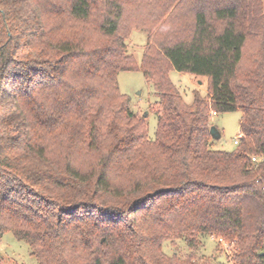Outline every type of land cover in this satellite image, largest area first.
Returning <instances> with one entry per match:
<instances>
[{"label": "trees", "instance_id": "obj_1", "mask_svg": "<svg viewBox=\"0 0 264 264\" xmlns=\"http://www.w3.org/2000/svg\"><path fill=\"white\" fill-rule=\"evenodd\" d=\"M155 1L0 0V237L37 264H210L195 255L206 237L232 264H264V16L252 0H184L180 22L164 0L138 66L120 23ZM173 70L206 78L209 103L186 104ZM134 71L155 90L153 140L118 89ZM236 111L237 150H213L211 114ZM178 241L190 254L165 255Z\"/></svg>", "mask_w": 264, "mask_h": 264}, {"label": "rangeland", "instance_id": "obj_2", "mask_svg": "<svg viewBox=\"0 0 264 264\" xmlns=\"http://www.w3.org/2000/svg\"><path fill=\"white\" fill-rule=\"evenodd\" d=\"M180 1L184 0H176L173 8ZM206 1L203 0L204 3ZM252 1L259 7L261 14L264 16V0ZM161 2H164V0L152 2V7L147 4L135 7L133 4L129 5L126 11H124L119 33L125 44L126 55L131 57L138 66L141 65L144 52L149 44H153V47L158 50L159 43L156 41L157 31L168 15L163 18L161 23L157 24L152 13L155 9L158 10L159 6L162 5ZM176 9L175 18L178 21L181 22V18L179 17H182L187 23L189 21L191 22L192 16L190 18L186 7L180 9L177 6ZM185 12L188 13V16ZM261 39L248 41L244 48L241 68L245 69L255 57V52L260 50L261 45L259 46L257 41ZM169 79L186 104L191 105L193 103L195 94L209 103L208 99H206L208 97V80L206 78H198L173 70L169 72ZM117 82L120 93L130 98L128 104L129 111L134 113L137 118H143L145 120L147 135L153 140L157 130L158 119L152 113L153 105L157 102L152 83L144 77L141 71L121 72L118 75ZM241 118L242 113L240 111L220 113L216 116L211 114V129L214 128L218 133L217 137L212 138L211 147L213 150L228 153L237 150L234 140L237 139L240 132ZM214 239L212 240V238L206 237L203 242V247L198 249L195 255L206 258L210 261V264H232L229 259L232 257L234 247L224 240L220 242L219 240L221 238ZM163 252L168 257L176 254L183 259L190 254V250L183 241H178L175 247L170 244H165L163 246ZM214 258L216 259L213 261L212 259ZM0 264H37V262L31 256L30 248L26 243L16 240L11 233H6L0 237Z\"/></svg>", "mask_w": 264, "mask_h": 264}, {"label": "built area", "instance_id": "obj_3", "mask_svg": "<svg viewBox=\"0 0 264 264\" xmlns=\"http://www.w3.org/2000/svg\"><path fill=\"white\" fill-rule=\"evenodd\" d=\"M212 115H213V116H216L215 113H212ZM240 137H241V136L238 135V136H237V139L234 140V144H235V145H238V143H239V138H240ZM252 162H253V163H259V162H260V159H257L256 157H253V158H252ZM212 240H215V239L212 238ZM219 241L222 242V240H219Z\"/></svg>", "mask_w": 264, "mask_h": 264}, {"label": "water", "instance_id": "obj_4", "mask_svg": "<svg viewBox=\"0 0 264 264\" xmlns=\"http://www.w3.org/2000/svg\"><path fill=\"white\" fill-rule=\"evenodd\" d=\"M210 134H211L212 138L218 136V133H217V131H216L214 128H212V129L210 130Z\"/></svg>", "mask_w": 264, "mask_h": 264}, {"label": "crops", "instance_id": "obj_5", "mask_svg": "<svg viewBox=\"0 0 264 264\" xmlns=\"http://www.w3.org/2000/svg\"><path fill=\"white\" fill-rule=\"evenodd\" d=\"M200 83V82H199Z\"/></svg>", "mask_w": 264, "mask_h": 264}]
</instances>
